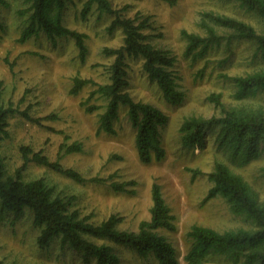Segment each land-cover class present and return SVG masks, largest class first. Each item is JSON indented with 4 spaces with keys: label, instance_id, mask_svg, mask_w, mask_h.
Returning <instances> with one entry per match:
<instances>
[{
    "label": "rangeland",
    "instance_id": "obj_1",
    "mask_svg": "<svg viewBox=\"0 0 264 264\" xmlns=\"http://www.w3.org/2000/svg\"><path fill=\"white\" fill-rule=\"evenodd\" d=\"M0 4L4 27L0 28V81H3V100L19 108L8 117L7 133L0 134V155L6 171L12 175L20 169L25 180L45 178L62 196L73 198V209H78L90 221L100 223L110 215L121 218L118 228L137 231L140 222L151 218L152 185L156 180L174 215L176 230L160 228L180 253L181 264H187L184 255L191 240L187 236L190 226L201 223L225 231L249 227L243 215L234 214L221 195L208 198L213 184L208 178L215 161L227 163L244 176L253 192L264 203V144L262 153L242 164L233 150L210 140L205 147L184 144L180 132L183 120L190 116L209 118L220 115V108L211 102L213 93H221L228 108H247L264 111V88L252 97L237 98L235 84L222 73L246 75L264 70V55L256 42L233 36L230 29L210 22L225 39L209 49L205 57L194 58L186 54V41L182 30L206 34L201 22L204 11H216L245 20L258 31L264 32V18L234 0H112L127 16H148L152 21V42L177 57L174 69L179 76L185 99L177 105L168 103L158 86L143 69L142 60L130 59L129 91L137 100L150 102L170 115L162 128L167 156L160 161L144 163L136 145V128L130 123L127 111L122 109L117 121L116 134L98 132L99 111L88 112L82 104L97 86L87 84L77 95L70 92L77 74L97 82L108 80L106 67L113 57L104 54L105 46L123 44V32L107 31L112 15L101 14L97 7L83 14L86 0H72L65 11V24L88 34L89 54L86 62L79 57L74 39L59 37L54 42L45 33L21 41L23 19L18 14L28 4L26 0H7ZM104 104L93 98L90 103ZM103 108L100 109L102 111ZM27 111L37 123L28 119ZM81 142L82 151L64 154L63 143ZM22 146L43 151L52 160L61 156V162L73 167L86 177L108 178L105 183L77 182L65 174L36 161L26 163ZM22 168V169H21ZM129 184V190H116L112 182ZM40 230L33 215L27 211L16 218L8 212L1 214L0 206V258L11 264H85L82 254L62 247L56 240L42 247L38 242ZM102 242V240H100ZM124 264H158L152 257H144L136 250L113 244ZM96 260L92 264H96ZM222 264L227 262L220 261Z\"/></svg>",
    "mask_w": 264,
    "mask_h": 264
},
{
    "label": "trees",
    "instance_id": "obj_2",
    "mask_svg": "<svg viewBox=\"0 0 264 264\" xmlns=\"http://www.w3.org/2000/svg\"><path fill=\"white\" fill-rule=\"evenodd\" d=\"M72 0H26L28 4L18 10L23 19L24 28L20 40L25 41L33 36L45 33L52 41L59 37L74 39L79 50L81 61L86 62L89 47L86 43L88 34L73 29L65 24V11ZM175 2V0H167ZM243 7L259 12L264 18V0H234ZM0 4L8 6L7 0ZM96 6L101 14L113 16L106 27L109 33L117 30L123 32V44L118 47L105 46L102 51L113 61L106 67L108 80L97 82L94 79L77 74L73 78L70 92L79 94L87 84H94L90 95L82 101L88 112L99 111L98 132L116 134V122L120 120L121 111L125 109L130 123L136 128V145L140 159L144 163L160 161L166 158L167 149L162 138V128L170 120V115L162 108L143 100H137L129 91L130 59L142 60L143 69L149 77L158 83L164 99L172 104H180L185 99V92L179 87V76L174 69L177 57L171 50L162 49L152 42L150 17L139 14L127 16L116 8L112 0H86L83 14L87 15ZM230 29L233 36L256 42L264 55V32L251 23L240 18L216 11H204L201 25L205 35L182 30L186 41V54L194 58L205 57L209 49L222 43L225 37L210 23ZM4 22L0 16V28ZM236 86L235 96L246 98L255 96L264 88V70L246 75L222 73ZM3 81H0V134H6L8 117L19 108L13 103L3 100ZM103 99L104 104L90 101ZM220 108V115L209 118L190 116L183 120L180 132L185 145L189 147H205L210 140L220 146L231 148L233 155L242 164L259 157L264 144V111L248 110L247 108H228L222 100L221 93L210 96ZM103 108L102 111L100 109ZM23 114L30 120L34 119L27 111ZM24 159L57 170L77 182L105 183L108 178L86 177L73 167L61 162V156L52 160L43 151H34L30 146H22ZM64 154L82 151L81 142L63 143L60 151ZM22 169V168H21ZM208 178L213 186L208 198L221 195L227 201L230 210L243 215L249 221V227L220 231L216 228L194 223L190 226L187 236L191 240L184 259L187 264H264V203L253 192L250 183L243 175L235 172L227 163L217 160ZM134 181L112 182L116 190H129L128 185ZM158 181L152 185L153 205L151 218L140 222L137 231L118 228L121 218L110 215L100 223L90 221L78 209H73V198L61 195L54 185L45 178L25 180L19 169L16 174L7 173L6 164L0 155V206L4 216L10 212L16 218L27 211L33 215L34 224L40 230L38 242L42 247L54 241H60L62 247H69L82 254L85 264H124L113 244L128 246L144 257L152 256L158 264H181L180 253L174 243L161 234L159 229L176 230L174 215L164 196ZM102 240V242H100ZM0 264H11L0 258Z\"/></svg>",
    "mask_w": 264,
    "mask_h": 264
}]
</instances>
